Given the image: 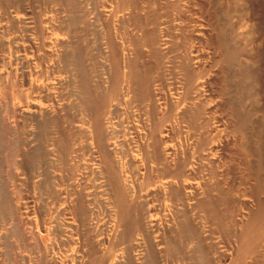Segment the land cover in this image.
<instances>
[{
	"label": "bare ground",
	"instance_id": "obj_1",
	"mask_svg": "<svg viewBox=\"0 0 264 264\" xmlns=\"http://www.w3.org/2000/svg\"><path fill=\"white\" fill-rule=\"evenodd\" d=\"M221 7L0 0V264H264V125Z\"/></svg>",
	"mask_w": 264,
	"mask_h": 264
},
{
	"label": "rangeland",
	"instance_id": "obj_2",
	"mask_svg": "<svg viewBox=\"0 0 264 264\" xmlns=\"http://www.w3.org/2000/svg\"><path fill=\"white\" fill-rule=\"evenodd\" d=\"M221 7L219 22L227 29L232 28V43L243 48L244 59L252 62L254 73L236 79L242 81L244 87L243 94L237 93L240 104L250 110V132H255L264 125V0H217ZM221 59L219 65H222ZM249 67L248 63H243L241 70ZM239 77V78H238ZM242 78V79H241ZM240 81V82H241ZM249 89V90H248ZM249 91V92H248ZM241 95V96H240ZM240 96V97H238ZM243 96V97H242ZM245 101V102H244ZM243 107V108H245ZM250 108V109H249ZM246 109V110H247ZM252 122V123H251ZM259 126V127H258ZM251 134V133H250Z\"/></svg>",
	"mask_w": 264,
	"mask_h": 264
}]
</instances>
